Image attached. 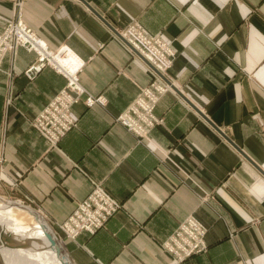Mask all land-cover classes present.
<instances>
[{
  "label": "crops",
  "instance_id": "0c3cea01",
  "mask_svg": "<svg viewBox=\"0 0 264 264\" xmlns=\"http://www.w3.org/2000/svg\"><path fill=\"white\" fill-rule=\"evenodd\" d=\"M20 4L22 22L48 48L65 45L81 58L80 85L107 102L75 104L76 126L51 149L29 120L65 80L49 67L27 78L35 54H6L0 190L35 206L53 227L94 181L120 201L102 228L65 239L74 264H177L161 242L190 214L208 227V248L179 264H264V0ZM16 8V0H0V31ZM134 21L170 43L168 70L119 35ZM151 72L167 90L153 108L162 121L141 137L115 118L152 89Z\"/></svg>",
  "mask_w": 264,
  "mask_h": 264
},
{
  "label": "built area",
  "instance_id": "2783aa9c",
  "mask_svg": "<svg viewBox=\"0 0 264 264\" xmlns=\"http://www.w3.org/2000/svg\"><path fill=\"white\" fill-rule=\"evenodd\" d=\"M20 5V0H16L17 8L14 17L0 32V62L5 54L15 53L17 48L23 47L36 54L35 61L27 70L28 76H30V71L39 72L47 64L64 75L67 83L63 91L30 120L32 127L47 140L49 148H58V141L75 125L74 118L71 115L72 106L80 98L87 106H103L107 99L102 94L93 95L79 85L78 72L82 65H79L74 71L71 70V65H67L69 64L68 55L66 54L67 46L49 49L46 52L44 51L43 54L44 47L42 44L35 41V38L28 34L29 31L22 27L18 21V15L21 11ZM120 33L124 36L127 44L144 56L155 68H159L158 70L161 71L170 68L172 63L170 56L174 53L171 52L170 45L163 42L158 36L149 34L135 21L128 24ZM38 46L41 47L40 51ZM57 57L58 59H65L64 65L58 60L56 61ZM151 74L152 80L149 86L155 87L158 85L162 89L156 74L153 72ZM141 91V94L120 117L117 116L118 118H116L127 130L140 135L146 134L147 128L154 124L152 111L160 97L157 96L154 100L153 96L147 93V89L143 88ZM140 101H143L144 104ZM150 115L152 119L149 117ZM143 118L146 119L148 126L141 123V121L144 122ZM120 208V201L104 189L101 183L93 182L89 194L76 204L71 214L59 224V229L64 237L69 239L77 237L81 231L94 233L104 225L109 216ZM207 231L208 227L193 214H190L179 223L171 235L161 242V246L165 252L171 255L172 261L182 263L189 257L206 249L205 235Z\"/></svg>",
  "mask_w": 264,
  "mask_h": 264
},
{
  "label": "bare ground",
  "instance_id": "6f19581e",
  "mask_svg": "<svg viewBox=\"0 0 264 264\" xmlns=\"http://www.w3.org/2000/svg\"><path fill=\"white\" fill-rule=\"evenodd\" d=\"M18 21L21 23L22 27H25L26 30L29 31L27 33L31 34L35 38V41H38L39 44H42L44 47L43 54L44 51L46 52L50 49L31 28L22 22L20 18ZM119 35L124 39L122 33L119 32ZM38 50H41L40 46H38ZM66 52L69 59V64L67 65H71L70 67H72L71 70L73 71L76 70L79 65H82L81 68H79L81 71L84 61L67 47ZM57 60L62 65H64L66 62L63 58L58 59L57 57L56 61ZM156 69L158 70L159 68ZM159 85L163 90L160 89L158 85L152 87V89L147 88V93H149L150 96H153L154 100H156L158 94L167 90V87L164 86V83L161 84L159 82ZM140 102L144 104L143 101ZM0 227H4L11 232H15L16 239L26 246L25 248L19 250L10 248L7 244H5V241H3L5 240L3 232H0V252L2 257L0 264H71V259L69 258L68 251L62 239L59 237L58 233L50 225V223H48V220L38 210H33L21 202L0 201ZM75 238L70 240H74Z\"/></svg>",
  "mask_w": 264,
  "mask_h": 264
},
{
  "label": "rangeland",
  "instance_id": "374dc122",
  "mask_svg": "<svg viewBox=\"0 0 264 264\" xmlns=\"http://www.w3.org/2000/svg\"><path fill=\"white\" fill-rule=\"evenodd\" d=\"M10 20H11V19H10ZM10 20H9V21H10ZM9 21H8V22H9ZM11 21H12V20H11ZM8 22H7V23H8ZM7 23H5V25H6ZM5 25L3 26L2 30L4 29ZM140 25H141V24H140ZM141 26H142V25H141ZM142 27H143V26H142ZM125 28H126V27H125ZM125 28H124V29H125ZM143 28H144V27H143ZM124 29H123V30H124ZM144 29H145V28H144ZM2 30H1V31H2ZM145 30H146V29H145ZM1 31H0V32H1ZM147 32H148V31H147ZM148 33L151 34L150 32H148ZM151 35H154V34H151ZM155 36H157V35H155ZM159 38H160V37H159ZM160 39H161V38H160ZM161 40H162V39H161ZM162 41L165 42V43H167L168 45H170L169 42H166V41H164V40H162ZM19 48L25 49V48H23V47H19ZM19 48H17L16 51H17ZM25 50H26V49H25ZM16 51H15V53H16ZM26 51L34 53L33 51H29V50H26ZM15 53H7V54H12V55H14ZM34 54H35V53H34ZM5 55H6V54H5ZM5 55H4V56H5ZM3 58H4V57H3ZM3 58H2V60H3ZM90 58H91V57H90ZM170 58H171V62H172V61H173V58H174V54H173L172 56H170ZM35 59H36V54H35ZM35 59L31 62V64L35 61ZM2 60H1V62H0V66H1ZM31 64L28 66V68H26V69L24 70V75H25L27 78H30V79L33 78V76L36 75V74L38 73V72L34 73V71L32 70V71H30V76L27 75V70L31 67ZM171 64H172V63H171ZM45 67H49V68H51V69H52L53 71H55L56 73L60 74V75L64 78V80H65L64 85H63V86L60 88V90H59L57 93H55V94L52 96V98L49 100V102H51L54 98H56V96H57L58 94H60V92L63 91V88L66 86V83H67V82H66V78L64 77V75L61 74V73H59L57 70H55L54 68H52L50 65L47 64ZM45 67H43V68H45ZM170 67H171V66H170ZM43 68H42V69H43ZM42 69H41V70H42ZM41 70H40V71H41ZM40 71H39V72H40ZM141 92H142V91H141ZM93 95H97V94H93ZM8 99H9V100H8V103H9V102L11 101V98L9 97ZM49 102H48V103H49ZM106 102H107V101H106ZM48 103H47V104H48ZM77 103H82L86 108H91V107H92V106H87V105H85V104H84V101H83L82 98H80L75 104H77ZM75 104H74V105H75ZM105 104H106V103H105ZM105 104H104V105H105ZM74 105H73V106H74ZM104 105H103V106H104ZM129 105H130V104H129ZM73 106H72V107H73ZM93 106H94V105H93ZM100 106H102V105H100ZM128 107H129V106H128ZM128 107H127V108H128ZM127 108H125V110H126ZM125 110H123L121 113H119V114H118V117H120V115H121ZM152 112H153V111H152ZM71 115H72V114H71ZM34 116H35V115H34ZM34 116H33L32 118H30V120L33 119ZM72 117H73V116H72ZM118 117H116V118H118ZM149 117L152 119V116H151V115H150ZM116 118H115V120H116ZM140 119L142 120V118H140ZM30 120H29V123H30ZM153 120H154V124H153L151 127H153L154 125H156L157 123H159L160 121H162V119L159 118V117H157L156 115H154V113H153ZM74 121H75V125H74L73 127L76 126V120L74 119ZM116 121H117V120H116ZM143 121H144V122L141 121V123H142L143 125H147V121H146V119L143 118ZM145 123H146V124H145ZM30 125H31V123H30ZM31 126H32V125H31ZM123 126H124V125H123ZM147 126H148V125H147ZM147 126H146V127H147ZM73 127H72V128H73ZM124 127H125V126H124ZM151 127H148V128H151ZM72 128H71V129H72ZM125 128H126V127H125ZM148 128H147V130H148ZM71 129H70V130H71ZM126 129H127V128H126ZM70 130H69V131H70ZM69 131H67V132H69ZM128 131H129V130H128ZM67 132H66V133H67ZM130 132H131V131H130ZM147 132H148V131H147ZM132 133L135 134V135H139V136H141V137H144V136L147 134V133H146V134H142V135H140V134H137V133H134V132H132ZM38 134H39V132H38ZM39 135H40V134H39ZM40 136H41V135H40ZM64 136H65V135H64ZM64 136H63V137H64ZM41 137H43V136H41ZM63 137H62V138H63ZM62 138H61V139H62ZM43 139H44V140L46 141V143H47V140H46L44 137H43ZM61 139L58 141V146H59V143H60ZM47 144H48V143H47ZM51 149H55V148H51ZM170 160H171V159H170ZM94 182H96V181H94ZM92 183H93V182H92ZM92 187H93V184H92ZM91 189H92V188H91ZM90 191H91V190H90ZM88 194H89V193H88ZM88 194H87V195H88ZM0 201H1V202H8V201H11V202H17V201H21V202H22L24 205H26L27 207L32 208L33 210H36V211H37V208H36L35 206L31 205L30 203H28L27 201H25L23 198H21V197H17V196L8 195V194L4 193L2 190H0ZM120 204H121V208H120L119 210L122 209V203L120 202ZM119 210H117V211H119ZM117 211H116V212H117ZM116 212H114V213H116ZM114 213H113V214H114ZM70 214H71V213H70ZM70 214H69V215H70ZM113 214H112V215H113ZM112 215H111V216H112ZM111 216H109V218H110ZM194 216H195V215H194ZM195 217H196V216H195ZM109 218H108V219H109ZM108 219H107V220H108ZM107 220H106V222H107ZM106 222H105V223H106ZM48 223H49V222H48ZM105 223H104V225H105ZM50 225H51V224H50ZM104 225H103V226H104ZM178 225H179V224H178ZM178 225H177V226H178ZM51 226H52V225H51ZM103 226H102V227H103ZM177 226L174 228V230L177 228ZM52 227H53V226H52ZM102 227H100V228H102ZM53 228H54L55 231L58 233V235H59V237L62 239L63 243H65V239H66V238L63 237L64 235H62L61 231H59V230H60V229H59V226L57 227V226L54 225ZM100 228H99V229H100ZM99 229H97V230H99ZM97 230H96V231H97ZM174 230H173V231H174ZM96 231H95V232H96ZM173 231H172V232H173ZM81 232H87V233H89L88 231H81ZM81 232H80V233H81ZM172 232H171V233H172ZM80 233H79V234H80ZM171 233H170L169 235H171ZM79 234H78V235H79ZM89 234H93V233H89ZM206 234H207V233H206ZM78 235H77V236H78ZM169 235H168V236H169ZM168 236H167V237H168ZM205 236H206V235H205ZM67 239H68V238H67ZM165 239H166V238H165ZM205 243H206V239H205ZM65 246H66V244H65ZM161 248H162V246H161ZM205 248H206V249H205L203 252L199 253V254L205 253V252L207 251V248H208L207 243H206V247H205ZM162 249H163V248H162ZM163 250H164V249H163ZM195 255H198V254H195ZM195 255H193V256H195ZM170 256H171V255H170ZM5 257H6V256H5ZM191 257H192V256H191ZM189 258H190V257H189ZM173 262H174V261H173ZM183 262H184V261H183ZM177 264H179V263H177Z\"/></svg>",
  "mask_w": 264,
  "mask_h": 264
},
{
  "label": "water",
  "instance_id": "95a60500",
  "mask_svg": "<svg viewBox=\"0 0 264 264\" xmlns=\"http://www.w3.org/2000/svg\"><path fill=\"white\" fill-rule=\"evenodd\" d=\"M0 232H3L4 238H5V240H3V241H5V244H7L10 248L15 249V250H19V249L26 247L25 244L20 243L19 240L16 239L15 232H13V231L11 232L4 227H0ZM69 258L71 259L70 255H69ZM0 261H2L1 252H0ZM72 263L74 264L73 260L71 259V264Z\"/></svg>",
  "mask_w": 264,
  "mask_h": 264
}]
</instances>
